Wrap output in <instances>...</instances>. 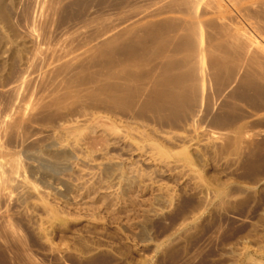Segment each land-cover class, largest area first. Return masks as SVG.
<instances>
[{
	"label": "rangeland",
	"instance_id": "1",
	"mask_svg": "<svg viewBox=\"0 0 264 264\" xmlns=\"http://www.w3.org/2000/svg\"><path fill=\"white\" fill-rule=\"evenodd\" d=\"M168 1L0 0V264H264V0L234 84L204 7L146 38Z\"/></svg>",
	"mask_w": 264,
	"mask_h": 264
},
{
	"label": "bare ground",
	"instance_id": "2",
	"mask_svg": "<svg viewBox=\"0 0 264 264\" xmlns=\"http://www.w3.org/2000/svg\"><path fill=\"white\" fill-rule=\"evenodd\" d=\"M256 2L257 0H171L160 8L149 11V14L145 18L150 17L151 19L145 23L143 30L147 39L161 37L168 29H175L176 32L173 38L182 36L183 40H186L189 44L197 42L196 37L184 32H190L192 29L201 27V22L197 20L198 9L204 7L218 23V40L220 41L218 44L225 47L229 55L238 57L239 62L232 82L234 84L244 70L248 57L253 53L257 40L249 34L239 32L233 26V18L228 17L227 12L229 9H232L235 13L234 18H239L250 26L254 32L261 33L259 18L255 14H252L250 9ZM142 19L141 16L137 15L133 22H139ZM131 36H128L130 41L134 38ZM168 55L166 54L162 61L172 57ZM71 71V67H68L63 78H67ZM173 89V85L170 84L163 90L162 98H164L163 102L166 106L171 105L175 99V94L174 92L172 93ZM164 93L166 95L167 93L169 94L165 96ZM158 94H161V92ZM0 168L3 169L0 173V195L2 198H5L9 184L21 174L26 173L27 161L20 153L13 154L0 161Z\"/></svg>",
	"mask_w": 264,
	"mask_h": 264
}]
</instances>
